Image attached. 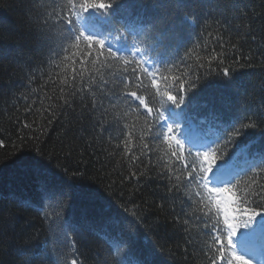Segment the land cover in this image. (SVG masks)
<instances>
[{
  "label": "snow or ice",
  "instance_id": "obj_1",
  "mask_svg": "<svg viewBox=\"0 0 264 264\" xmlns=\"http://www.w3.org/2000/svg\"><path fill=\"white\" fill-rule=\"evenodd\" d=\"M49 7L38 9L33 0L28 8L26 23L39 57L27 77L30 91L22 98L49 103L43 109L35 107L36 99L27 105L25 112L41 113L43 122L37 127L35 120L22 124L31 135L22 133L21 145H38L48 126L66 113L89 119L101 140L108 132L113 154L123 145L130 177L156 171L167 182L165 199L172 204L173 223L187 233L195 222L207 238L203 255L210 264H253L257 254L264 264V110L212 109L198 125L188 114L207 85L219 83L238 92L235 73L252 60L216 19L222 14L220 0H52ZM133 7L140 9L135 17ZM106 100H121L129 111H115L109 119ZM131 113L137 123L143 118L138 154L127 139L132 135L129 125L121 127ZM209 125L216 128L214 134L203 131ZM250 129L259 132L262 142L252 155L239 150L240 138ZM35 152L39 158L28 167L44 177L37 188L40 215L52 243L68 248L54 264H86V236L97 231V221L74 207L78 201L100 211L111 205L99 192L76 183L85 174L78 166L60 164L53 172L41 148ZM123 212L143 223L135 210L124 207ZM11 215L0 209V238ZM101 239L104 256L96 253V264H153L151 250L143 259H130L132 234L121 230ZM16 251L24 256L27 248ZM23 264L32 260L25 257Z\"/></svg>",
  "mask_w": 264,
  "mask_h": 264
},
{
  "label": "trees",
  "instance_id": "obj_2",
  "mask_svg": "<svg viewBox=\"0 0 264 264\" xmlns=\"http://www.w3.org/2000/svg\"><path fill=\"white\" fill-rule=\"evenodd\" d=\"M97 2L107 3L108 0ZM51 3L52 0H35L36 8L41 10ZM32 4L33 0H0V139L4 140V145L0 146V209L5 215L12 214L5 224V235L0 238V264H23L25 257L32 260V264H54L68 251L67 247L52 243L48 225L40 215L37 188L44 177L28 167L31 159L39 158L35 147L41 148L45 154L44 162L53 172L59 171L60 164L68 163L72 168L78 166L85 174L76 183L99 192L111 205L100 211L87 201H78L74 207L76 212L88 214L97 221V231L86 236V245L90 249L86 264H96V253L101 258L104 256L105 245L101 236L110 237L121 230L126 235H133L134 243L129 253L133 262L143 259L151 250L153 264H210L203 255L207 238L200 234L195 222L187 233L173 223L172 204L165 199L167 182L160 179L156 171L143 178L130 177L128 163L123 159V145L113 154L108 132L101 140L97 136L99 129L94 130L89 119L66 113L48 126L38 145L34 142L21 145L18 137L22 133L31 135L28 129H22V124L35 120L37 124L33 127H37L43 122L41 113L34 110V114L29 115L25 112L27 105L33 99H36V108L43 109L49 103L36 97L27 102L22 98V94L30 91L27 77L39 57L26 23L28 8ZM220 4L222 14L216 19L227 25L233 42L239 40L245 54L251 55L252 60L250 66L237 69L235 73L238 92L216 83L207 85L195 97L193 106L188 109L194 125L204 120L212 109H231L233 112L264 110V0H220ZM194 10L201 13L199 6H194ZM131 12L135 17L140 9L133 7ZM31 87L35 88L37 84ZM39 95L42 97L44 92ZM104 104L109 108V119L115 111H129L121 100H113L111 104L106 100ZM125 122L132 130L127 139L133 145V152L138 154L135 145L139 143L143 118L137 123L135 113H131L121 121V127ZM203 131L214 134L216 128L209 125ZM259 136L258 131L248 130V134L240 138L239 150L248 155L256 154L262 147ZM132 154L130 152L129 156ZM49 156L53 157L50 163ZM65 156H69L67 161ZM124 207L138 212L143 223L137 224L132 216H125ZM26 240L29 241L27 245L24 244ZM17 247L27 248L24 256L17 254ZM260 259L257 254L253 264H259Z\"/></svg>",
  "mask_w": 264,
  "mask_h": 264
}]
</instances>
